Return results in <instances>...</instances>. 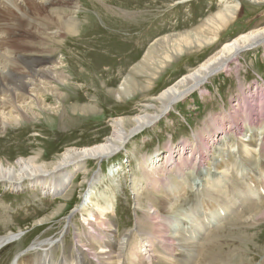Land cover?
<instances>
[{"label":"rangeland","instance_id":"obj_1","mask_svg":"<svg viewBox=\"0 0 264 264\" xmlns=\"http://www.w3.org/2000/svg\"><path fill=\"white\" fill-rule=\"evenodd\" d=\"M76 1H78V6L71 8L70 13H76L74 20L82 22L81 33L78 34L74 31L72 34H68L62 45L64 49L54 50V52H58L51 57L56 62L63 59L62 62H66L67 67H72V69L68 68L73 74H71L72 78L69 81L72 84L67 90L65 87L62 88L64 97H69L67 102H60V104L55 101L50 102L52 108H62L63 105L64 110L43 115L32 124L22 122L20 125L8 129L7 132H0V162L13 164L21 158L39 156V162L50 165L55 163L66 149L88 147L103 141L111 134L112 120L119 117L127 119L133 116L140 103L150 102L152 97L195 69L212 53L216 52L223 43L241 33L264 26L263 0L258 4L251 3L249 0H229L228 3L231 4L236 1L241 2L242 9L238 12L237 18L220 31L221 33L215 39L216 43L189 47L169 62L165 61V57L172 53L174 47L173 44L167 45L163 54L160 53L161 56L159 53L152 54L151 59L153 60L151 62L153 63L151 65L153 66L151 70L153 71L154 66L162 68L154 73L156 77L151 78L147 74L135 71V69L140 64H144L145 57L153 44L166 37L172 41H177V39L179 41L181 35L183 37L185 34H199L206 21L225 8L226 4L222 5L218 0ZM77 10H79L78 13ZM209 33H205V35L212 37V32ZM178 44L179 46L182 45L181 40L177 42V47ZM34 48L41 50L43 45L39 44ZM49 54V52L45 53V55ZM242 58H240L239 63L233 64L230 73L213 78L207 85L206 92L195 93L184 103L178 104L173 113L159 122L157 126L132 139L121 149L122 154L118 155L119 157L115 156V158L101 162H89L85 167L87 171L86 173L83 172L82 176L80 172L83 168L72 174L70 176L72 183L61 196H47L38 188H27L24 191L15 192L2 186L0 188V237L7 236L9 233H14L13 235L22 234V236L19 241L0 250V264H12L15 256L20 253L24 254H22L21 260L36 257L35 250L49 247V245H45L43 248L32 250L31 248L36 242L45 241L48 243L50 240L60 239L64 234L67 235L62 244L65 255L69 256L73 250V242L80 236L77 234L85 231L87 236L88 232H98L101 228L97 224L94 226L85 224L86 214H88L85 209L88 208L89 211L95 209L96 204L95 206L91 205L90 201L95 202L97 198L101 199L102 197H107L108 200L111 198L115 202V204L106 202L113 205L114 215L109 217V220L115 229L117 228L120 233L126 234L128 232L127 247L129 244L131 245L128 248L129 256L125 257V264H134L136 259H133L131 255L132 250L135 246L146 245V239L152 246L157 247L156 249L160 253H164V245L171 246L172 243L169 240L163 241L158 237L154 222L148 214L150 211L146 197L158 203L164 198L163 195L156 194L158 191L163 192L165 196L171 199L176 189H185V198L172 202L178 206L174 213H160L161 218L163 217V223L166 219L184 222L190 215H185V213L195 208L198 203L203 201V198L209 197L210 193H206L205 186L200 187L199 177L198 179L192 177L188 179V176H185V181H181L179 178H170L167 181L166 177H162L158 182L152 184L144 182V171L147 169H141L140 164L143 158L153 157L155 161L159 159L160 165L168 168L167 165L171 164V167H175L177 170L176 165L179 167L182 165L181 157L184 156L185 148L181 146H184L188 142L187 140H195L197 149L194 150H197L196 154L199 152V144L207 143V138L205 141L199 142L195 136L197 137L203 132L206 122L211 118L220 120V126L223 128L219 132H223L225 129H232L231 126L234 125L232 122L230 123L232 119L234 121L237 119L236 125L242 126L247 119L245 114L249 113L252 108L253 114L249 121L252 124H258L254 115H259L260 117L257 119H262L259 108H262L264 103L261 101L260 107V102L257 104V100L264 98L262 91L264 89V49L252 50ZM62 66L63 64H61ZM127 78L139 83L140 86L134 87L133 94H128L123 100H119L116 97L117 92ZM243 91L250 94L245 96ZM255 92L256 95H254ZM235 101H245L244 107L237 110ZM73 107H78V109ZM81 107H88V110L82 112ZM215 140L212 141L211 139L207 143L208 146L217 145ZM167 148L173 150L169 152ZM187 150L186 157L192 161L195 155L190 157V149ZM173 151L172 161L176 160L177 162L164 163L168 156L173 155ZM197 155L199 158L200 154ZM240 166L242 167L239 170L244 172L257 171V166L252 162L243 163ZM119 167L121 168L118 169ZM186 167L191 166L187 165ZM114 168L118 169L119 173L123 172V175H119L121 178L118 177L117 173H114V178H112L113 174L110 173V170ZM234 168L237 171L238 164H234ZM180 174L184 175L182 172ZM97 177L106 180L100 184L92 183L97 180ZM221 178L227 179L223 175ZM221 178L208 180V182L221 184ZM205 180L207 179L205 178ZM238 185L239 187L242 186L241 183ZM192 186L200 187V191L195 192ZM213 194L219 196L217 192ZM235 194L234 192L233 196ZM138 196H140V204L133 201ZM88 201L89 205L82 209L85 207V202ZM220 201L219 198L214 200V202ZM214 202L195 208L191 214L201 216L198 220L203 222L205 214L219 205V203ZM221 203L225 204L226 202L222 200ZM239 204L245 208L242 212L245 214L246 208H248L246 203L240 201ZM232 208L234 210L236 207ZM72 212L74 214L70 220V227L66 228L67 217ZM155 221L157 220L155 219ZM189 221L195 224L194 220L189 219ZM65 228L66 233H63ZM130 231H132L131 236H129ZM220 232L218 240L227 243L233 242V238L229 237L230 233H245L248 238L244 245L250 255L258 257V264L260 249H264V216L251 222L245 221L240 226L230 223ZM85 239L87 237L80 236L79 243L82 245ZM157 239L161 242L158 243ZM257 241L259 244H255ZM90 248L92 249L90 252L98 250L97 245H91ZM144 248L146 247L141 249L144 250ZM181 249L183 250V248ZM54 254V260L62 258L61 248L57 247ZM155 262V264H165L164 261L157 262L155 260Z\"/></svg>","mask_w":264,"mask_h":264},{"label":"bare ground","instance_id":"obj_2","mask_svg":"<svg viewBox=\"0 0 264 264\" xmlns=\"http://www.w3.org/2000/svg\"><path fill=\"white\" fill-rule=\"evenodd\" d=\"M228 1L218 0L220 4H226L225 8L209 18L206 24L202 26L201 31L199 30V34H185L186 36L183 35V37L181 35L182 45L179 46L178 44L177 47V42H180V40L172 41L169 37L160 42H154L155 44L151 45L152 48L147 53L145 61L143 60L145 67H143L144 64H140L135 71L147 74L151 78L156 77L154 73L162 67L154 66L153 71L151 70L153 66L151 65L153 63L151 62L153 60L151 59L152 54H163L164 48L169 44H173L174 48L172 53L165 57L166 62L171 61L176 55L184 52L189 47L215 44V39L221 33L220 31L228 23L234 21L238 12L242 9L241 2L236 1L234 4L229 2V4ZM261 1L249 0V2L255 4ZM77 2L76 0H0V132H7L8 129L20 125L22 122L32 124L43 115H50L64 110L63 105L62 108H52L50 102L55 101L58 104L67 102L69 97H64L62 88L65 87V90H67L71 86L72 83L69 81L72 78V71L68 69L70 66L67 67L66 62H62L63 59L56 62L51 57L58 52H54V50L64 49L62 45L68 34H72L74 31L78 34L81 33L82 22L74 20L76 19V13H70L71 8L78 6ZM78 12L79 10H77ZM209 32H212V37L205 35V33L210 34ZM39 44L43 45V48L41 50L39 48L35 49L34 47ZM261 49H264V26L237 35L223 43L216 52L212 53L195 69L152 97L150 102L140 103L137 112L133 116L127 119L119 117L112 120L111 134L103 141L88 147L66 149L60 154L58 160L50 165L39 162V156L21 158L13 164L0 162V188L3 186L15 192H21L27 188H38L47 196H61L69 184L72 183L70 176L80 168H83L80 172L82 176L83 172L86 173L85 167L89 162H101L122 154L121 149L124 146L140 133L157 126L159 122L173 113L178 104L184 103L197 92H206V87L213 78L230 73L233 64L239 63L240 58L244 57L245 54L252 50L258 51ZM46 52L50 54L45 55ZM61 64H63L62 67ZM70 68L72 69V67ZM137 86H140L139 83L129 78L125 79L117 92V99L123 100L128 94H133L134 87ZM262 91L264 93V89ZM243 93L245 96L250 94L246 91H243ZM254 95H256V92ZM261 99L257 100V104L260 102V107L261 103H264V98ZM253 101L255 102V100ZM235 102L237 110L244 107L245 101ZM257 104L255 103V105ZM74 109H78V107ZM262 109H264L263 105ZM87 110L88 107H81L82 112ZM252 114L251 108L249 113L245 114L247 119L242 126L236 125L238 123L237 119L235 121L234 119L230 120V123L234 124L231 126L232 129H225L223 132H219L223 126H220L218 118L209 119L203 132L199 136H195V139H199V142H201L207 138V143L211 139L212 141L216 139L217 145L214 143L215 145L209 147L206 142L199 144L198 153L200 157L198 158L197 150H194L197 149L195 140H187L188 142L181 146L185 148L183 151L184 156L181 157L182 165L180 167L176 165L177 170H175V167L172 168L171 164L167 165L168 168L160 165L159 159L155 161L153 157L143 158L140 168L147 169L144 171V182L152 184L158 182L162 177H166L167 181L170 178H179V180L185 181V176H188V179L190 177L198 179L199 177L200 187L205 186L204 190L210 195L203 198V201L198 203L195 208L201 205H209L217 198L221 201L225 200L226 203L214 202L219 203V205L214 210L211 209L208 214H205L203 222L198 220L201 216H193L188 213L185 215H190L187 216L188 219H185L184 222L166 219L163 223V217L161 218L160 213H174L178 206L172 202L184 199L186 190L183 188L176 189L171 199L165 196L163 192L158 191L156 194L164 197L163 201L158 203L145 196L148 199L147 206L150 211L148 214L154 222L158 237L163 241H171L172 245H164L165 255L160 253L156 249L157 247L148 243V239H146V245L135 246L132 250L131 255L133 259H136L133 262L134 264H155V260L157 262L164 261L165 264H257L258 257L250 255L244 245L248 238L245 233H230L229 237L233 238L232 243L218 240L220 231L228 227L230 223L240 226L245 221L251 222L264 216V117L257 119L260 116L255 114L254 118L258 124H252L249 121ZM187 149H190V157L195 155L192 161L186 157ZM168 150L171 152L173 149L169 148ZM174 151L173 155L168 156L164 163L177 162L176 160L172 161ZM250 162L257 166V171L244 172L239 170L242 167L240 164ZM234 164H238L237 171L234 170ZM118 169L110 170V173L113 174L112 178H114V173H117L118 177L123 175V172L119 173ZM222 175L227 179H222ZM218 177L222 179L221 184L208 182V180H214ZM105 180L97 177V180L92 183L100 184ZM237 182L241 183L242 186L239 187ZM200 187L195 188L192 186L195 192H199ZM216 192L219 196L213 194ZM234 192L236 194L233 196ZM213 195L216 196H214L216 199ZM139 197H136L133 201L140 204ZM110 199L102 197L101 199L97 198L95 202L91 200V205L95 206L96 204L97 206L91 211L88 208V210L85 209L89 205V201L85 202V207L82 208L88 211L85 224L87 226L98 224L101 228L95 235H89L85 239L89 242L88 245L87 242H82L81 245L79 243L80 236L77 237V240L73 242L75 255L72 257L63 255L59 260H54L55 249L60 247L64 250V245L60 244L67 235L64 234L55 241L50 240L48 243L45 241L36 242L32 246V250L43 248L45 245H49V247L35 250L37 256H33L31 259L24 258L21 260L23 253H20L14 258L12 264H125V257L129 256L128 248L131 244L127 247L128 232L126 234L118 232V229H115L113 223L109 220V217L114 215L113 205L110 203L115 204L114 200ZM107 201L110 203H106ZM240 201L246 203L248 207L245 214L242 213L245 208L239 204ZM102 204L104 205L102 206ZM232 207L236 208L233 210ZM195 208L190 210L192 211ZM73 214L74 212L67 217L66 228L70 227ZM189 219L194 220L195 224L191 223ZM66 228L63 233H66ZM131 232H129V236H131ZM119 233L120 235H118ZM13 234L9 233L7 236L0 237V250L21 239L22 234ZM156 241L161 242L158 239ZM255 244H259V241ZM91 245H97L98 250L90 253L89 251L92 250ZM142 247L146 248L142 250ZM249 249L252 248L249 247ZM260 250L258 264H264V249ZM84 251L93 255L95 258H92L93 262L86 259ZM169 251L172 252L168 253ZM16 258H18L17 261ZM128 259L131 261L130 258Z\"/></svg>","mask_w":264,"mask_h":264}]
</instances>
